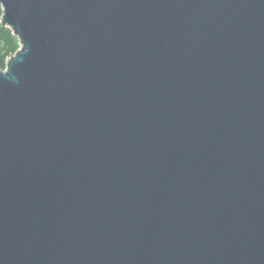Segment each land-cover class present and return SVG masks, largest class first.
Instances as JSON below:
<instances>
[{
  "label": "water",
  "instance_id": "1",
  "mask_svg": "<svg viewBox=\"0 0 264 264\" xmlns=\"http://www.w3.org/2000/svg\"><path fill=\"white\" fill-rule=\"evenodd\" d=\"M0 5V264H264V0Z\"/></svg>",
  "mask_w": 264,
  "mask_h": 264
},
{
  "label": "trees",
  "instance_id": "2",
  "mask_svg": "<svg viewBox=\"0 0 264 264\" xmlns=\"http://www.w3.org/2000/svg\"><path fill=\"white\" fill-rule=\"evenodd\" d=\"M1 17L0 5V70H4L7 59L18 50L19 40L8 27L1 23Z\"/></svg>",
  "mask_w": 264,
  "mask_h": 264
}]
</instances>
